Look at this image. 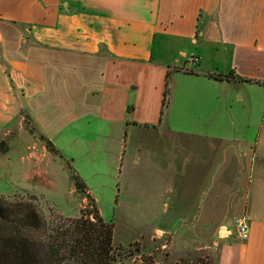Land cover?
Here are the masks:
<instances>
[{
	"label": "crops",
	"instance_id": "crops-1",
	"mask_svg": "<svg viewBox=\"0 0 264 264\" xmlns=\"http://www.w3.org/2000/svg\"><path fill=\"white\" fill-rule=\"evenodd\" d=\"M158 126L197 145L123 161L121 139ZM0 137L25 143L22 182L54 185L67 162L89 197L93 157L125 180L152 167L183 186L171 210L230 218L207 233L191 223L214 264H264V0H0ZM75 151L86 164H69Z\"/></svg>",
	"mask_w": 264,
	"mask_h": 264
},
{
	"label": "rangeland",
	"instance_id": "rangeland-1",
	"mask_svg": "<svg viewBox=\"0 0 264 264\" xmlns=\"http://www.w3.org/2000/svg\"><path fill=\"white\" fill-rule=\"evenodd\" d=\"M172 123L183 128V120L174 119ZM26 124L23 125L25 128ZM134 132L133 137L121 139L124 146L123 161L131 156V159H138L139 162L148 157H157L163 163L169 162L167 150L171 147L197 145L194 141L167 133L163 126L135 127ZM19 141L20 138L16 137H0V198L7 201H29V196H33L35 209L46 220L54 217L76 218L80 211L89 212L90 206L82 195L74 191L66 170L58 172L55 169L52 174L54 185L24 183L20 180L18 159L25 143ZM119 143L118 138L116 143H112V148ZM45 149L47 151L46 145ZM74 154L69 157L72 167L75 162L86 164L85 155L78 151ZM72 158H75L73 162L70 161ZM93 160L96 162L95 174L92 173L90 177L94 182L90 181L87 188L101 220L112 223V247L123 262L141 256L150 259L153 264H214L216 249L212 239L189 229L193 223L196 226L193 230L207 233L218 221L230 222L228 216L191 217L195 213L192 210L190 217L186 218L183 210L169 208L175 199L183 201V186L178 181L172 180L171 187H166L164 183L159 185V179L169 182L171 178L160 177L152 167L145 166L136 167L127 180L123 175L117 178L112 174L107 176L103 169L111 161L96 157ZM62 166L64 169L69 167L67 162ZM125 166L126 163H123L122 169ZM134 166L135 163L131 164V167ZM88 170L89 173L93 171L91 166ZM164 203L168 205L166 213L162 211ZM223 234L225 231L221 230L219 237Z\"/></svg>",
	"mask_w": 264,
	"mask_h": 264
},
{
	"label": "trees",
	"instance_id": "trees-1",
	"mask_svg": "<svg viewBox=\"0 0 264 264\" xmlns=\"http://www.w3.org/2000/svg\"><path fill=\"white\" fill-rule=\"evenodd\" d=\"M45 145L55 154L49 142ZM66 169L74 191L86 199L90 211H80L76 218L46 220L35 209L33 196L29 201L0 198V264H153L141 256L130 262L118 257L112 247V223L101 220L83 182L70 167Z\"/></svg>",
	"mask_w": 264,
	"mask_h": 264
},
{
	"label": "built area",
	"instance_id": "built-area-1",
	"mask_svg": "<svg viewBox=\"0 0 264 264\" xmlns=\"http://www.w3.org/2000/svg\"><path fill=\"white\" fill-rule=\"evenodd\" d=\"M192 66H195L197 59L193 56L189 57L187 60ZM235 226L236 235L240 240H244L247 237V224L241 218L234 219L233 221Z\"/></svg>",
	"mask_w": 264,
	"mask_h": 264
}]
</instances>
